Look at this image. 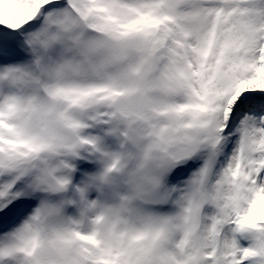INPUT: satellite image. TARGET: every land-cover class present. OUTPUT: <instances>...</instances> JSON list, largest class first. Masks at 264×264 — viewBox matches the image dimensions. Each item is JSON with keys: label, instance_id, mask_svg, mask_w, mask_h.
Masks as SVG:
<instances>
[{"label": "snow or ice", "instance_id": "snow-or-ice-1", "mask_svg": "<svg viewBox=\"0 0 264 264\" xmlns=\"http://www.w3.org/2000/svg\"><path fill=\"white\" fill-rule=\"evenodd\" d=\"M0 264H264V0H0Z\"/></svg>", "mask_w": 264, "mask_h": 264}]
</instances>
